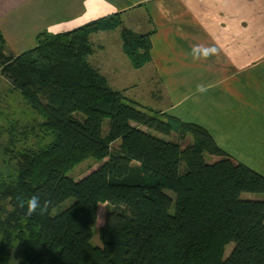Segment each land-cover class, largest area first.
<instances>
[{
  "label": "trees",
  "instance_id": "obj_1",
  "mask_svg": "<svg viewBox=\"0 0 264 264\" xmlns=\"http://www.w3.org/2000/svg\"><path fill=\"white\" fill-rule=\"evenodd\" d=\"M121 22L115 13L63 32L42 30L34 46L0 53L2 76L49 137L21 150L14 172L0 175V264H264V198L241 196L264 194V175L234 161L204 127L112 88L88 61L90 34ZM120 32L132 66L147 63L150 33ZM172 132L176 140L164 139ZM204 154L218 158L207 162ZM88 156L99 165L74 179L69 173ZM32 195L43 210L29 216L20 201ZM100 205L101 246L92 241Z\"/></svg>",
  "mask_w": 264,
  "mask_h": 264
},
{
  "label": "crops",
  "instance_id": "obj_2",
  "mask_svg": "<svg viewBox=\"0 0 264 264\" xmlns=\"http://www.w3.org/2000/svg\"><path fill=\"white\" fill-rule=\"evenodd\" d=\"M16 2L0 6L2 49L13 56L34 46L42 30L63 32L109 14L119 13V30L150 33V60L140 67L132 66L120 33L108 34L115 29L102 31L103 56L88 61L139 103L138 84L154 85L148 106L204 127L234 161L264 175V0ZM197 47L216 52L194 55Z\"/></svg>",
  "mask_w": 264,
  "mask_h": 264
},
{
  "label": "rangeland",
  "instance_id": "obj_3",
  "mask_svg": "<svg viewBox=\"0 0 264 264\" xmlns=\"http://www.w3.org/2000/svg\"><path fill=\"white\" fill-rule=\"evenodd\" d=\"M5 0H0V6L4 3ZM8 1V0H6ZM12 1V0H11ZM14 2L16 0H13ZM20 0H17L15 4ZM121 20V17H119ZM131 21H124V24ZM123 27V26H122ZM132 28H134L132 24ZM115 30L111 33H108L110 36H118L120 32L119 27H115ZM113 30V29H112ZM105 36V33L102 31H97L92 33L89 36L90 42L93 44L94 53L93 55L88 56V60L91 61V58L98 60L103 56V51L99 48V45L102 44V38ZM3 52L2 47H0V53ZM156 87L152 84L142 83L138 84L137 89L134 92L138 94V101L142 105H149L152 103L151 96L149 91H155ZM41 121L37 113L25 102V100L20 95L19 91L12 89L9 85L7 79L2 76L0 69V175L6 177L12 174L15 170L16 157L18 153L25 149L28 145L36 148L38 145L44 144L49 140L48 136H44L41 129L38 127V123ZM108 119H105L101 125L103 134L107 130ZM34 126V127H33ZM33 127V128H31ZM144 129V128H143ZM157 134V132H154ZM177 134L172 132L168 137L164 139L176 140ZM190 137L185 138L183 141H180L181 145L184 146L190 142ZM118 141L110 144L112 149H116L118 146ZM228 154V153H227ZM204 158L207 162H211V155L204 154ZM99 165L98 162L94 161L91 156H88L81 162L77 163L71 172L69 173L74 179L82 177L84 174H87L92 168L96 165ZM253 169V168H252ZM255 170V169H254ZM256 171V170H255ZM258 172V171H257ZM260 173V172H259ZM263 175V174H262ZM170 196H173L172 192L167 191ZM243 198H264V194H254V193H243L241 195ZM73 199L69 198L59 205L55 206L51 210V216H54L64 210L70 205ZM104 211V205L99 206V215L96 221V227L94 231V236L92 238L93 243L101 246V243L98 238L97 228L102 223V213ZM170 211H173L171 207ZM232 243H229L225 247L224 255L226 256L231 247ZM11 261L14 262L18 258V248L14 247L10 250Z\"/></svg>",
  "mask_w": 264,
  "mask_h": 264
},
{
  "label": "clouds",
  "instance_id": "obj_4",
  "mask_svg": "<svg viewBox=\"0 0 264 264\" xmlns=\"http://www.w3.org/2000/svg\"><path fill=\"white\" fill-rule=\"evenodd\" d=\"M216 52L215 48H204L201 49L199 47L194 48L193 49V54L194 55H199L202 54L203 56L207 57L209 55H212ZM201 91H203V89H200ZM20 207L25 208L26 210V214L31 216L34 213H37L38 210L42 211V207H41V201H40V197L38 195H32L30 198H28L27 200H21L20 201Z\"/></svg>",
  "mask_w": 264,
  "mask_h": 264
}]
</instances>
